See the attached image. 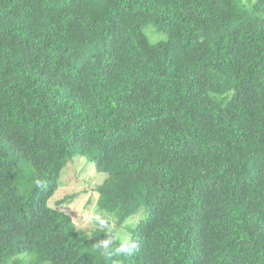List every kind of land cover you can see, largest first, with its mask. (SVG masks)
<instances>
[{"label": "trees", "instance_id": "obj_1", "mask_svg": "<svg viewBox=\"0 0 264 264\" xmlns=\"http://www.w3.org/2000/svg\"><path fill=\"white\" fill-rule=\"evenodd\" d=\"M0 264H264V0H0Z\"/></svg>", "mask_w": 264, "mask_h": 264}, {"label": "rangeland", "instance_id": "obj_2", "mask_svg": "<svg viewBox=\"0 0 264 264\" xmlns=\"http://www.w3.org/2000/svg\"><path fill=\"white\" fill-rule=\"evenodd\" d=\"M163 38V35L152 34V40L157 41ZM105 173H99L94 169L92 163H89L83 157H73L63 169L58 180L57 190L49 200V205L54 206L56 201L62 200L66 196H73L72 201L68 204L60 206L59 210L69 214L75 223L77 229L87 231L89 234L96 228L94 224L97 221V213L95 210V202L97 195L95 187L106 179ZM18 184H23L22 192L30 191L34 185V172L26 162L17 171ZM141 217V213L130 218L127 223H135ZM110 224L106 235L114 233L115 237L122 239L128 234L124 231V227L116 226V220L108 217ZM111 238V237H110Z\"/></svg>", "mask_w": 264, "mask_h": 264}, {"label": "clouds", "instance_id": "obj_3", "mask_svg": "<svg viewBox=\"0 0 264 264\" xmlns=\"http://www.w3.org/2000/svg\"><path fill=\"white\" fill-rule=\"evenodd\" d=\"M103 246H104V248L107 249L108 246H109V242L108 241L103 242ZM135 248H136V245L135 244H132L131 246L121 245L119 248H116L115 251L117 253L127 254V253L131 252Z\"/></svg>", "mask_w": 264, "mask_h": 264}]
</instances>
